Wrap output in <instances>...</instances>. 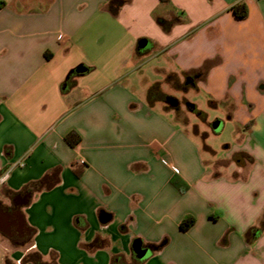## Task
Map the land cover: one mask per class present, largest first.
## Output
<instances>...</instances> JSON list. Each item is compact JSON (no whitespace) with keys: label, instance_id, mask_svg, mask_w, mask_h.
I'll return each instance as SVG.
<instances>
[{"label":"crops","instance_id":"obj_1","mask_svg":"<svg viewBox=\"0 0 264 264\" xmlns=\"http://www.w3.org/2000/svg\"><path fill=\"white\" fill-rule=\"evenodd\" d=\"M37 2L0 4V174L23 163L0 185V264H264V0ZM153 72L229 111L225 157L165 116Z\"/></svg>","mask_w":264,"mask_h":264},{"label":"rangeland","instance_id":"obj_2","mask_svg":"<svg viewBox=\"0 0 264 264\" xmlns=\"http://www.w3.org/2000/svg\"><path fill=\"white\" fill-rule=\"evenodd\" d=\"M2 2L32 9L41 5L37 0L25 4L21 0H0V4ZM153 57L157 61V55ZM153 79L157 85L153 96L161 98L163 105L166 96L177 99V104L173 107L164 105L165 116L187 129L198 143L206 163L210 164L215 157H225L228 154V146L237 142L241 132L228 118L229 111L220 105L212 104L210 96L202 88L192 86L189 81L187 83L181 75L168 78L166 73L153 72Z\"/></svg>","mask_w":264,"mask_h":264},{"label":"trees","instance_id":"obj_3","mask_svg":"<svg viewBox=\"0 0 264 264\" xmlns=\"http://www.w3.org/2000/svg\"><path fill=\"white\" fill-rule=\"evenodd\" d=\"M163 2H169L170 0H161ZM125 2V0H110V9L112 12H116L117 9ZM233 10L239 17H245L247 13V7L244 1H238L234 4ZM156 22L162 27L164 31H168L170 28V25L174 22L173 19L166 20L161 17H156ZM168 78H171L168 76ZM154 88H157V85L154 84ZM66 141L71 145L75 146L80 141V135L75 130L69 131L65 136ZM78 171V170H76ZM172 183L178 186L180 189H185L186 185L183 181H181L178 177H174L172 179ZM193 222L192 217H186L182 222L180 223L181 228L185 229L187 228L191 223ZM38 264H44V262L40 261V258L36 260Z\"/></svg>","mask_w":264,"mask_h":264},{"label":"water","instance_id":"obj_4","mask_svg":"<svg viewBox=\"0 0 264 264\" xmlns=\"http://www.w3.org/2000/svg\"><path fill=\"white\" fill-rule=\"evenodd\" d=\"M139 45L141 47H148L149 46V41L145 38L141 39L139 41ZM73 71L75 73H83L86 71V67L84 65H78L76 66ZM165 102L170 106V107H173L177 104V99L173 96H166L165 97ZM135 251L137 252V254L140 256V257H144L145 255L149 254L150 251L148 248H144L142 247L141 245V242L139 240H136L134 242V245H133Z\"/></svg>","mask_w":264,"mask_h":264},{"label":"built area","instance_id":"obj_5","mask_svg":"<svg viewBox=\"0 0 264 264\" xmlns=\"http://www.w3.org/2000/svg\"><path fill=\"white\" fill-rule=\"evenodd\" d=\"M80 163H83V161H80ZM22 164H23L22 162H16V163L12 164L10 167H8L5 171H3L0 174V185L6 181V179L9 176L10 171L12 170V168H14L17 165H22Z\"/></svg>","mask_w":264,"mask_h":264}]
</instances>
